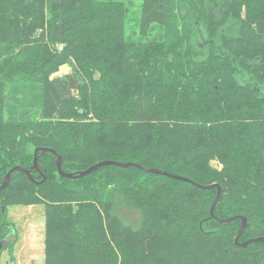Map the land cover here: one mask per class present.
<instances>
[{"label":"trees","instance_id":"trees-1","mask_svg":"<svg viewBox=\"0 0 264 264\" xmlns=\"http://www.w3.org/2000/svg\"><path fill=\"white\" fill-rule=\"evenodd\" d=\"M129 10L0 0V185L46 147L69 173L115 160L215 186L115 165L69 179L40 152L45 181L0 189V237L8 207L43 206L44 264H264V242L240 245L264 238V0H142L136 40Z\"/></svg>","mask_w":264,"mask_h":264},{"label":"rangeland","instance_id":"rangeland-1","mask_svg":"<svg viewBox=\"0 0 264 264\" xmlns=\"http://www.w3.org/2000/svg\"><path fill=\"white\" fill-rule=\"evenodd\" d=\"M118 1L125 2L130 9L127 33L131 39L136 40L137 33H139L138 19L142 0ZM233 12L241 17L244 15L242 7H235ZM160 34L155 29L147 39H153ZM71 71V66L66 65L57 73V76L68 74ZM260 90L264 92V85L260 86ZM213 164L217 163L213 162ZM117 213L132 225L136 224L140 217L138 212L124 206L117 207ZM7 217L8 222L13 225L4 238L0 237V264H44L45 212L43 206H10L7 209Z\"/></svg>","mask_w":264,"mask_h":264},{"label":"water","instance_id":"water-1","mask_svg":"<svg viewBox=\"0 0 264 264\" xmlns=\"http://www.w3.org/2000/svg\"><path fill=\"white\" fill-rule=\"evenodd\" d=\"M46 153V152H51L53 154H55L57 156V160H56V164H57V168H58V172L62 177L65 178H69V179H73V178H82L86 175H89L93 172H95L96 170H98L101 167L104 166H108V165H115V166H121V167H130V166H135L138 168H141L143 170H145L146 172H150V173H155V174H159V175H165V176H169L171 178L174 179H178V180H183V181H187V182H191L195 185H197L200 188H206V189H210L212 187H214L215 185H209V186H204L201 184H197L196 182L190 180L189 178L183 177V176H179V175H175V174H171L169 172L160 170V169H156V168H145L144 166H142L141 164L135 163V162H120V161H115V160H105V161H101L98 162L92 166H90L89 168H87L86 170L77 172V173H69V172H65L62 168V157L54 150L51 148H46V147H38L35 150V156H34V161H33V166L30 169L24 168L22 166H15L13 168H11L9 170V172L7 173V175L4 177L2 184L0 185V189H5L9 186L10 182H11V178H12V174L15 171H22L24 173L27 174V176L33 180V182H36L35 179H33V175H32V170H37L38 172H40V174L43 176L42 181L46 180V176L44 175V173L41 171L40 169V165H39V153ZM221 199V187L218 186V193L216 196V199L214 200L212 207H211V216H215L214 214V210L216 207V204L218 203V201ZM234 218H227V219H221L222 222H230L232 221ZM247 226V219L243 218L242 221V225L241 228L239 230L238 236L236 238V241L238 242V239L243 235V232L245 230ZM258 241H262L264 242V238H253L247 241H244L242 243H240L241 246L243 247H247L250 243L253 242H258ZM0 248H1V244H0Z\"/></svg>","mask_w":264,"mask_h":264}]
</instances>
